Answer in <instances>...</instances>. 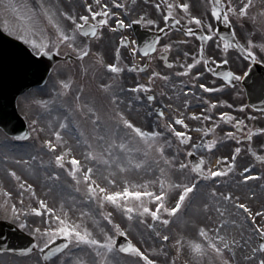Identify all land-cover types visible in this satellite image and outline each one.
<instances>
[{
	"label": "snow or ice",
	"instance_id": "obj_1",
	"mask_svg": "<svg viewBox=\"0 0 264 264\" xmlns=\"http://www.w3.org/2000/svg\"><path fill=\"white\" fill-rule=\"evenodd\" d=\"M3 5L4 0H0V7ZM254 6V0H203L201 10L193 14L189 0H153L152 7L158 16L141 12L132 20L130 13L134 9L122 0H80L82 14H75L72 9H57L46 0H36V6L29 4L26 14L19 17L15 26L7 22L0 26V31L14 38L7 43L0 42V86L7 64L12 69L17 90L18 85L30 77L39 84L47 74L51 91L56 94L52 98L42 97L37 92L22 94L27 106L36 109L37 119L31 121L33 126L41 123L40 117L48 113L53 100L66 95L73 84L72 75L62 71L63 63L49 66L51 58L63 54L65 61L75 57L82 62L92 55L97 65L95 70L102 69L108 77L106 83L99 84L109 98L107 116L95 105L79 104L80 93L76 94V100L80 111L94 126L90 134V139L94 136L92 143L84 141L89 149L85 159L114 168V172L94 178V168L85 167L71 154L72 149L58 130L51 133L55 141L52 138L41 141V150L47 149L52 154L47 167L53 170L45 179L55 187L61 172L65 173L75 192L81 193L83 201L87 202L84 209L72 214L77 206L75 199L70 207H65L63 200L58 207L50 206L44 199L37 198L33 183L22 179L15 170H7L15 181L17 193L14 196L11 189L0 187L2 218L19 229H28L34 238L30 246L19 249L21 254L38 249L44 261L55 257V264H70V261L72 264H119L117 257L124 254L134 258L135 264H157V259L148 254L156 249L149 245L147 250H142L140 240L133 242L128 238L133 228H146L149 235L145 239L141 230V240L144 244L150 239L158 240L161 252L172 240L177 253L186 252L191 257V264H231L230 258H224L227 253L235 254L233 246L237 244L226 231L229 224L237 223L236 219L225 215L224 205L231 204L237 213H243L244 221L260 239L251 252L256 264H264V221L257 222L258 217H264V209L253 212L232 190L252 180L264 181V172L255 171L256 162L264 166V126L250 124L249 121L257 117L247 111L248 105L233 99L234 95H239L234 92L236 83L248 77L255 65L264 63V22L259 19L264 17V8L251 14ZM213 21L229 27L230 31L222 33ZM182 22L186 26L182 27ZM249 22L251 31L247 29ZM131 24L154 26L160 35L145 41L142 48L137 47L138 41L129 40L121 31ZM173 27L179 28L184 38L163 42L165 30ZM104 29L120 32L111 62L99 52L92 53L93 41L103 39ZM188 37L197 42L195 50L183 51V60L179 57L169 60L174 46L179 49L180 45L189 44ZM121 49L130 54L126 62ZM141 54L148 61L158 56L169 71L149 73L148 62L138 63L134 59ZM219 65L232 67L222 72ZM80 67L87 73V66L81 63ZM174 67L180 71H171ZM125 72L136 74V82L127 87L122 83ZM141 73L146 75V82L139 81ZM182 77H187L188 83ZM157 80L163 81L169 89L167 93L160 90L159 98ZM207 94L219 95L209 98ZM164 96L169 103H162ZM189 96L197 101L196 107L201 111H186L192 105ZM173 102H179L175 111L172 110ZM140 108L147 109L146 117H155L154 129L138 126L130 118L131 112H138ZM257 111L264 114V101ZM102 119L110 121L111 126L106 131ZM186 121L195 122V126L190 127ZM58 123L60 129L69 128L64 121ZM32 131L43 132L44 129L33 127ZM193 131L197 133L195 138ZM30 134L18 138L27 140ZM78 135L83 137L85 132L80 131ZM253 143L259 145V150ZM221 146L227 147L228 152L216 155ZM242 155L250 157L245 164L238 163ZM193 156L196 159H189ZM30 159L35 161L37 157ZM16 162L29 164L28 161ZM161 163L163 167L159 166ZM40 165L45 166V162L41 160ZM133 172L152 173L153 179L137 182L130 178ZM201 186L207 193L194 210L202 213L212 227L200 223L196 239L186 240L183 236L173 239L166 233V226L192 205ZM26 196L37 199L34 204L27 205ZM251 196L255 197L256 193L252 191ZM116 212L119 220L114 216ZM212 212L217 220H213ZM34 217H40L41 223L36 224L33 219L29 224V219ZM117 237L127 238L126 243L118 244ZM58 239L61 242L55 244ZM85 248L92 259L76 257L73 260L72 249ZM4 251L15 249H0ZM171 264H175L174 259Z\"/></svg>",
	"mask_w": 264,
	"mask_h": 264
},
{
	"label": "rangeland",
	"instance_id": "obj_2",
	"mask_svg": "<svg viewBox=\"0 0 264 264\" xmlns=\"http://www.w3.org/2000/svg\"><path fill=\"white\" fill-rule=\"evenodd\" d=\"M189 2H195L198 5V0H189ZM46 3L54 6L57 9L69 10L72 9L75 14L80 11V0H46ZM153 0H138V4L142 7H145V10H154L152 7ZM31 4L36 6V0H4L3 7H0V24L9 23L10 25L15 26L19 22V17L26 14L27 6ZM19 5V7H17ZM254 7L251 9V14L259 12L264 8V0H254ZM198 11L199 9L196 8ZM82 14V12H81ZM261 22H264V17L259 18ZM251 24V22H249ZM146 26V25H145ZM151 28L152 26H146ZM259 30V27L258 29ZM51 29H49V32ZM119 33L110 32L107 29H104V37L99 41H93L92 53L97 52L101 53L104 59L108 62H111L113 59V53L116 46H118ZM130 36H128L129 38ZM131 39V37H130ZM129 39V40H130ZM122 57L124 61H128L131 57L130 54L125 50L121 49ZM63 55V54H62ZM75 58V57H74ZM138 62V58H136ZM63 63L65 67L63 68V73L71 74L73 78V84L69 92L60 99H54L53 103L50 105L48 113L40 117L41 123L33 126L31 121L37 119L36 109L33 107L27 106L26 102L22 100V97L18 100V108L20 113L25 117L30 127L32 136L26 141H16L10 138L2 130H0V187L8 188L13 191V195L16 196L17 190L15 188V181L8 174V169H13L17 172L22 179L27 180L29 183H33L37 198L44 199L50 206H57L61 200L65 201V207H70L73 199L77 202L76 209L73 210V215H76L80 210L84 209L87 205L86 201H83L82 194L77 193L74 190L72 181L67 175L61 172L60 180L55 182L57 186H53L52 182H49L45 179V176L50 174L53 170V167H47V162L52 159V154L48 152L47 149L41 150V141L43 139L52 138L55 141V137L51 136L53 131H60L63 140L66 142V145L72 149L71 154L77 156L81 160L82 165L85 167L94 168V178L107 176L110 172H114L115 169L105 166L102 163H96L91 160H86L88 145L84 143L85 140H88L89 143H92L90 139V134L94 131V126L88 120L86 116L80 111L77 106L76 94L80 93L79 104H87L89 106L95 105L99 109L100 113L104 116L108 115L109 104L108 96L104 93L103 90L99 88L100 83H106L108 77L105 76L103 70H95L97 65L93 61V56L85 58L84 61L73 60V61H64L60 62L56 66ZM81 63L87 66V73L81 71ZM136 82L135 73L123 74V85L125 87ZM29 92H37L42 97H55L56 94L51 91V84L47 81L46 85L41 88H34ZM146 108H140V110L133 111L130 114V118L138 126L148 127L151 126L155 128V117H146L144 115ZM67 118V119H65ZM51 121V124L48 122ZM58 121H64L68 123V129H60ZM102 125H104V130L106 131L107 127H110V121L107 119H102ZM195 122H190V127H194ZM36 127L37 129L43 128V132H33L32 128ZM75 129V131H73ZM84 131L85 135L80 137L78 133ZM197 133L192 132L193 137L195 138ZM219 135V134H218ZM79 141V143H77ZM220 152L225 154L228 152V148L221 146L216 155H219ZM58 154V153H57ZM35 156L37 159L32 161L30 157ZM7 157V159H5ZM249 159L247 156H241L238 158V163L245 164ZM45 162V166L40 165V161ZM16 161H28L29 164L25 165L22 163H17ZM160 167H163V164H159ZM47 167V172L45 171ZM155 171V167L153 169ZM264 172V167H263ZM130 178L135 179L139 182L141 179H153L152 173H139L133 172L130 173ZM264 185V181L255 180L253 182H247L246 185H243L237 190L235 187L232 189L235 192V195L241 197V202L248 203L253 212H259L261 209H264V188L261 186ZM101 186H104L102 183ZM219 188V186H217ZM220 190H224L220 188ZM256 193L255 197L251 196V192ZM207 189L201 186V191L197 193L195 199L193 200L192 205L186 211H182L179 216L174 217L173 221L166 226V233L169 234L173 239H179L183 236L186 240L196 239L197 238V225L200 223H206L209 227H212L208 223L206 217L202 213L195 212V206L203 199ZM37 198H28L25 197V204L32 205L34 204ZM3 202V196L0 194V203ZM16 202V201H11ZM19 206V205H18ZM224 208L227 209L226 217L229 219H236V224H229L226 231L231 238H234L237 241V244L233 246V252L227 253L225 259L231 260V264H256V258H253L251 249L258 246V237L251 231L249 224L244 221L243 213H237V210L231 204H225ZM111 210V206L109 209ZM231 214V216H229ZM213 220H217L215 212L210 213ZM114 216L119 220V213H114ZM3 212L0 211V219H3ZM33 219L36 224H40V217H34L29 219V224L33 223ZM46 219V217H45ZM6 220V219H3ZM10 221V220H8ZM264 221V217H258L257 222ZM11 222V221H10ZM151 222V221H150ZM26 232L30 233L28 229H23ZM141 230L143 231V236L147 239L149 235V230L146 228L136 229L133 228L131 236L128 238L133 239V242L137 240L141 241L143 245L142 250H147L149 245L152 248L156 249L155 252L149 251L148 254L152 258L157 259V264H171L173 259L175 264H191V257L184 253H177L175 247L172 245V240H170L163 252L160 251V242L158 240H148L147 244L143 243L141 240ZM167 253L165 255L164 253ZM85 253H88V250L82 249L77 251L72 249L73 260L76 257H81L87 260H91L92 256L88 253L85 256ZM117 259L119 264H135V260L132 257H127L120 254ZM0 264H55V258L44 261L38 252L30 256H18L12 253H0ZM72 264V261H70Z\"/></svg>",
	"mask_w": 264,
	"mask_h": 264
},
{
	"label": "water",
	"instance_id": "obj_3",
	"mask_svg": "<svg viewBox=\"0 0 264 264\" xmlns=\"http://www.w3.org/2000/svg\"><path fill=\"white\" fill-rule=\"evenodd\" d=\"M8 41H13V39L5 36L0 31V42L7 43ZM15 43L19 42L15 41ZM53 58H51L49 62L50 67L52 65L51 62L53 61ZM44 59L49 60V58ZM46 78L47 74L45 75V79L39 81V84H37L30 77L28 80L19 84V90H17V86L13 84V73L11 67L7 64L4 66L2 72V86H0V127L5 132L17 138L28 134L27 127L17 112L16 100L22 93L30 88L42 85ZM33 241L34 239L32 237L26 235L13 224L0 221V249H15V251L11 252L23 255L20 253L19 249L30 246ZM117 241L118 244L126 243V240L123 237H118ZM60 242L61 240L58 239L54 243L59 244Z\"/></svg>",
	"mask_w": 264,
	"mask_h": 264
},
{
	"label": "flooded vegetation",
	"instance_id": "obj_4",
	"mask_svg": "<svg viewBox=\"0 0 264 264\" xmlns=\"http://www.w3.org/2000/svg\"><path fill=\"white\" fill-rule=\"evenodd\" d=\"M122 2H125L129 7L133 8L134 10L130 13V18L132 19L133 17L134 18H138V14L143 12L144 14L146 15H149V16H158L159 13L155 12V10H145L146 8L145 7H142L138 4V0H122ZM80 11L82 12V9L80 8ZM81 12H77L78 14ZM193 14H198V13H193ZM214 24H216L215 21H213ZM217 25V24H216ZM223 25V24H222ZM163 26V25H161ZM182 27L183 26H186L185 24H182L181 25ZM225 26V25H224ZM132 28V27H131ZM152 29H154V26L151 27ZM247 29L249 31H251V27L250 25H247ZM124 32V30H123ZM181 35H183L180 31V29L176 30V31H173V30H170L166 33V35L164 37H162V41L163 42H169V41H178L181 39ZM191 37H188L187 39L189 40V44L187 45H180L179 46V49L177 47H173L172 49V52L169 54L168 56V59L169 60H176L177 57H179L180 60H183V55H182V52L183 51H188L189 49L191 50H195V48L198 46L197 45V42L196 41H193L190 39ZM191 40V41H190ZM206 47H208V45L206 44ZM233 55H235V53H233ZM146 62L149 63V73L152 71V70H157V71H161L162 73H166L169 71V69H167L165 66H164V63H163V60L160 59L158 56H153V58L148 61V59H145ZM220 66V70L223 72V71H227L229 67H232V65H229V66H224V65H219ZM171 71L175 72V71H180V69L178 67H174L173 69H171ZM142 77H144L145 74L142 73ZM181 79H184L186 83H188V78L187 77H182ZM156 84H157V96H159V91L160 90H163L164 92H168L169 89L164 85V82L163 81H160V80H157L156 81ZM209 85L211 86V80H209ZM189 87H191V84L189 83L188 84ZM234 92H238L239 95H234L233 96V99L237 102V103H244L247 105L246 103V94H245V89L242 85V81L236 83V86H235V89H234ZM209 98H212L213 95H219V94H207ZM190 100H192V102L194 104H192L190 106V110H194V111H201L202 109L199 108V107H196V103L197 101H195L191 96L188 97ZM221 98H227V97H221ZM169 103V100L167 98V96H164L162 98V103L163 104H166ZM179 106V102H173L172 103V108L174 107H178ZM227 111V109H225ZM234 113H236V109H233L232 110ZM248 112H251L252 115L256 116L257 119L255 121H249L250 124H255L257 127H260V126H264V114H261L259 112H255L253 109H251L249 106H248V109H247ZM259 117V118H258ZM225 130H227V127L225 126ZM219 131V130H218ZM255 140V138H254ZM253 147L254 148H257V150H259V145L257 143H253ZM264 154V153H262ZM255 171H258L256 168H255Z\"/></svg>",
	"mask_w": 264,
	"mask_h": 264
}]
</instances>
